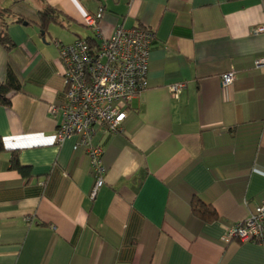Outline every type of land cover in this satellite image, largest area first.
<instances>
[{
    "label": "crops",
    "instance_id": "1",
    "mask_svg": "<svg viewBox=\"0 0 264 264\" xmlns=\"http://www.w3.org/2000/svg\"><path fill=\"white\" fill-rule=\"evenodd\" d=\"M46 5L66 23L53 40L38 26ZM5 9L13 46L0 44V83L10 66L20 90L0 104V264H264V243L226 237L264 202V0H0ZM99 10L96 36L83 21ZM118 25L154 33L147 87L119 132L94 136L107 173L92 196L84 147L76 135L57 143L61 117L48 111L64 102L56 41L98 42ZM12 150L28 176L10 168ZM193 199L217 217L193 215Z\"/></svg>",
    "mask_w": 264,
    "mask_h": 264
},
{
    "label": "built area",
    "instance_id": "2",
    "mask_svg": "<svg viewBox=\"0 0 264 264\" xmlns=\"http://www.w3.org/2000/svg\"><path fill=\"white\" fill-rule=\"evenodd\" d=\"M101 10L84 17L83 24L99 36L98 23ZM264 33V25L254 30ZM154 37L150 29L124 28L118 25L108 37H101L92 46L84 38L73 43L56 41L59 59L63 66L62 81L64 102L50 105L49 113L60 114L55 140L62 143L76 135L74 149L84 147L93 169L92 196L104 183L107 167L103 161L104 150L92 141L97 132L116 133L126 113L125 107L134 96L147 87L149 46ZM255 67L264 66V56L254 61ZM236 70L232 68L221 75L222 84H231ZM183 84L169 89L176 95ZM229 240L264 243V202L257 205L245 219L227 228Z\"/></svg>",
    "mask_w": 264,
    "mask_h": 264
},
{
    "label": "trees",
    "instance_id": "3",
    "mask_svg": "<svg viewBox=\"0 0 264 264\" xmlns=\"http://www.w3.org/2000/svg\"><path fill=\"white\" fill-rule=\"evenodd\" d=\"M10 11L9 9L1 10ZM39 21L38 26L39 30L43 35L47 33V28L51 23L60 25L61 27H66V23L64 22V18L59 15V11L54 9L53 7L46 5L43 9L38 11ZM3 16H0L2 18ZM22 18H17V22H23ZM8 22L4 20L0 23V44L5 48H11L13 46L12 40L9 38L7 33ZM88 43H90L93 47L96 46L97 41L91 37H85ZM62 43L61 41H59ZM74 42V41H73ZM72 42V43H73ZM20 90V83L13 71V69L8 66L5 73L4 80L0 83V104L1 105H10V96ZM5 151V146L3 141L0 139V153ZM10 168L18 170L24 176L29 175V168L20 164L17 156V151H11L10 157ZM107 167V166H106ZM191 213L193 215H197L200 218L211 221L217 217L216 211L213 207L208 204L203 203L199 199H193L190 204Z\"/></svg>",
    "mask_w": 264,
    "mask_h": 264
},
{
    "label": "rangeland",
    "instance_id": "4",
    "mask_svg": "<svg viewBox=\"0 0 264 264\" xmlns=\"http://www.w3.org/2000/svg\"><path fill=\"white\" fill-rule=\"evenodd\" d=\"M5 12V11H4ZM3 12V13H4ZM3 13L1 12V10H0V16H4L3 15ZM50 27H51V31L49 30V32H47L46 34H45V37H46V39L47 40H53L54 38H56V36L54 35V31L55 32H65L63 29H62V27L60 26V25H55V24H50ZM81 30H83V28H81ZM53 31V32H52ZM67 34H69V33H67ZM73 36V35H72ZM68 38H69V36H68ZM55 40H58V39H55ZM42 41V40H41ZM46 42H48V41H46Z\"/></svg>",
    "mask_w": 264,
    "mask_h": 264
},
{
    "label": "water",
    "instance_id": "5",
    "mask_svg": "<svg viewBox=\"0 0 264 264\" xmlns=\"http://www.w3.org/2000/svg\"><path fill=\"white\" fill-rule=\"evenodd\" d=\"M42 34H43V32H42Z\"/></svg>",
    "mask_w": 264,
    "mask_h": 264
}]
</instances>
